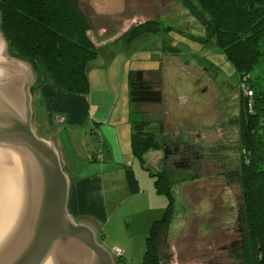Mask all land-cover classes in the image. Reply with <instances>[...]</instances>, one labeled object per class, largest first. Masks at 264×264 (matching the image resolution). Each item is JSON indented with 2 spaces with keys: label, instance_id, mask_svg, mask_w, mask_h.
Here are the masks:
<instances>
[{
  "label": "rangeland",
  "instance_id": "obj_1",
  "mask_svg": "<svg viewBox=\"0 0 264 264\" xmlns=\"http://www.w3.org/2000/svg\"><path fill=\"white\" fill-rule=\"evenodd\" d=\"M79 1L92 19L93 40L107 44V53L119 55L112 70L105 71V75L101 69L94 73V88L91 86L88 93L94 100L89 108L106 109L101 98L107 94L108 101L116 97L118 114L123 110L127 94L124 67L128 61L132 69L160 71L165 100L150 107L145 118L151 117V129L156 132L158 119L165 122L170 152L168 163L160 159L163 164L159 165L153 155L147 156L144 163L133 152L125 159H117L114 147L110 148L112 158L102 159L95 124L81 128L66 125L52 133L42 95L32 93L33 130L41 138L48 136L60 142L65 172L76 177L104 175L101 196L106 205L98 240L111 252L115 247L124 249L125 264H142L151 227L162 218L168 205V198L155 190V179L144 164L153 171L168 165L175 182L176 214L169 229L166 251L171 259L167 264H237L229 256L230 251L241 246L243 228L242 184L234 176L241 165V90L235 67L216 44L204 46L186 35H204L205 28L181 0ZM150 19H161L175 29L128 39L134 25ZM165 46L178 50L173 52ZM205 58L214 65L208 70L201 62ZM257 71L253 78L264 85V58ZM71 146L80 157L70 158ZM128 167L140 181L141 191L136 194L128 187Z\"/></svg>",
  "mask_w": 264,
  "mask_h": 264
},
{
  "label": "trees",
  "instance_id": "obj_2",
  "mask_svg": "<svg viewBox=\"0 0 264 264\" xmlns=\"http://www.w3.org/2000/svg\"><path fill=\"white\" fill-rule=\"evenodd\" d=\"M181 1L205 28L204 35H186L204 46L216 44L239 75L241 165L234 176L242 184L243 228L241 246L229 256L237 264H264V85L253 78L264 58V0ZM0 16V30L9 43L10 54L28 62L39 75L32 93L40 92L47 81L70 94L90 92L89 65L99 57L101 48L90 35L92 19L79 0H0ZM174 29L161 19H150L134 25L128 39ZM165 48L178 50L174 46ZM201 62L205 70L214 66L208 58ZM150 73L157 77L149 79L142 68L128 69L132 105L164 102L162 74ZM151 123L144 114L133 119L132 151L144 163L150 151H164L163 162L167 164L169 141L163 136V123L158 132L151 129ZM144 166L155 179L156 191L168 198V205L151 227L142 264H167L171 259L166 251L169 229L176 214L174 177L168 165L159 171ZM126 179L132 194L141 191L133 168L126 169ZM123 262V257L116 260V264Z\"/></svg>",
  "mask_w": 264,
  "mask_h": 264
},
{
  "label": "water",
  "instance_id": "obj_3",
  "mask_svg": "<svg viewBox=\"0 0 264 264\" xmlns=\"http://www.w3.org/2000/svg\"><path fill=\"white\" fill-rule=\"evenodd\" d=\"M36 76L0 30V264H116L99 222L69 212L72 178L33 130Z\"/></svg>",
  "mask_w": 264,
  "mask_h": 264
},
{
  "label": "crops",
  "instance_id": "obj_4",
  "mask_svg": "<svg viewBox=\"0 0 264 264\" xmlns=\"http://www.w3.org/2000/svg\"><path fill=\"white\" fill-rule=\"evenodd\" d=\"M105 45L107 44H98V46L101 48L100 55L89 65V79L91 80L90 82L92 89L94 88L93 78L94 75H96L94 73L97 70L101 69L104 70L105 75V71L109 72L110 70H112L114 63H116L119 59V55L116 52L107 53L105 50ZM124 68L125 75H127V71L130 68L129 61L126 63ZM154 71L155 70H151V72ZM147 77L149 79H153L150 71H147ZM126 87L127 94L123 100V113H121V111L118 114V109L115 108L118 104L116 97L114 98V101H108L106 99V94L104 98H101V100L104 101L103 104L104 108L106 109H103V111H94L89 108V105L94 100L90 94H70L62 91L51 81L46 82L39 91L42 95V100L48 112L49 126L52 130V133L56 128L64 127L66 125H70L71 128H81L89 123H93V125L95 124L94 131H96V133L100 135V148L102 152V159H106L107 157L112 158V150L110 149L112 147L115 148V155L117 159H125V155L131 156L133 152L131 147L133 119H135V117L140 118L143 114L144 116H146L148 109H150V107H154V105L157 104L137 105L138 107L133 106L128 97V86L126 85ZM98 95H101L100 92L98 93ZM114 104L116 105L114 106ZM93 119L97 121H94ZM149 119H151V117ZM158 121L159 123L155 124L159 126L158 130L159 128H161L160 122H162L165 131V122L160 119H158ZM164 134H166V132H164ZM163 136L167 138L165 135ZM44 138L50 139V137L48 136ZM54 143L59 151L60 142L54 141ZM72 148L73 151H69V154L71 156L70 158L74 159L80 157L78 154V150L74 147ZM149 155L154 156L153 161H156V165H159L161 163L163 164V162L159 163V160L164 159V151H150L145 156L146 159L147 156L149 157ZM102 163H104V160ZM72 174H74V172H72ZM141 175L145 177L144 174L141 173ZM70 177L72 178V183L70 188V198L68 205L69 212L75 219L81 217H88L96 220L100 224V219L104 220V205H106L104 198L101 196V192L102 190H104L105 185L104 175L98 173L87 177H76L75 175Z\"/></svg>",
  "mask_w": 264,
  "mask_h": 264
},
{
  "label": "built area",
  "instance_id": "obj_5",
  "mask_svg": "<svg viewBox=\"0 0 264 264\" xmlns=\"http://www.w3.org/2000/svg\"><path fill=\"white\" fill-rule=\"evenodd\" d=\"M113 254L117 258H122L125 255V250L120 247H115L113 250Z\"/></svg>",
  "mask_w": 264,
  "mask_h": 264
}]
</instances>
